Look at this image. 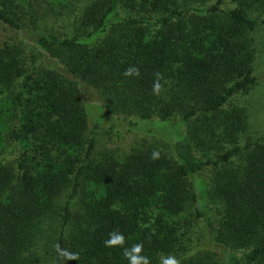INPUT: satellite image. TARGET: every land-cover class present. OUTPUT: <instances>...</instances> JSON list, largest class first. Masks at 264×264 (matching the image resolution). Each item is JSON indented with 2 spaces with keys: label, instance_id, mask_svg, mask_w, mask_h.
<instances>
[{
  "label": "trees",
  "instance_id": "16d2710c",
  "mask_svg": "<svg viewBox=\"0 0 264 264\" xmlns=\"http://www.w3.org/2000/svg\"><path fill=\"white\" fill-rule=\"evenodd\" d=\"M29 1L0 0V29L19 38L9 49L0 37V264L38 262L31 248L65 189L53 264H129L124 249L137 243L162 264L187 206L221 264H264V133L247 136L246 110L234 102L255 83L251 34L264 21L250 14L264 13V0H76L81 33L61 37L29 27ZM41 53L74 81L40 69ZM129 68L138 75L126 76ZM157 74L163 87L154 94ZM77 82L102 101L91 127ZM106 115L128 127L177 116L184 133L170 141L172 157L143 144L121 160L92 162ZM205 168L201 209L190 177ZM116 231L123 246L106 247ZM57 244L78 257H58Z\"/></svg>",
  "mask_w": 264,
  "mask_h": 264
},
{
  "label": "rangeland",
  "instance_id": "374dc122",
  "mask_svg": "<svg viewBox=\"0 0 264 264\" xmlns=\"http://www.w3.org/2000/svg\"><path fill=\"white\" fill-rule=\"evenodd\" d=\"M58 1V0H57ZM55 2L54 0H30L23 7L25 18L30 22L29 27L35 28V31L41 35L54 36H70L71 34H80L81 29L77 27L78 10L82 8L80 1L67 0L65 2ZM230 5L229 2L226 3ZM119 14L133 16L127 10L119 9ZM253 19L264 21V13L254 11L250 14ZM1 42L10 49L15 43H18V36L13 31L5 28L0 29ZM104 35L95 36L96 40L101 39ZM88 39L87 43L94 41ZM253 49V75L255 83L247 92L239 94L235 97L234 102L246 110L247 115V136L256 137L264 133V26L258 24L251 34ZM28 42V40H25ZM25 52V51H24ZM26 53V52H25ZM38 67L52 68L61 74L65 79L74 81L73 77L67 72L61 70L59 64L45 53H41ZM78 89V98L85 111L87 117V125L93 124L91 115H97L98 118L102 101L96 91L82 83H76ZM134 127H128L126 122L121 118L106 115L98 124L96 130V141L91 156V161L101 160L106 155H111L117 160H121L132 150L139 148L143 144L156 146L164 154L171 156L170 141L173 143L183 136V126L178 123V117L170 118V121L160 122L157 120H135ZM171 122V123H170ZM109 126H113L118 132L114 135L108 130ZM4 154V153H3ZM12 156L7 157V161L11 163ZM211 169L205 168L199 174L191 176L193 190L196 196V205L198 208L204 209L206 184L211 175ZM206 183V184H205ZM67 194V190L62 191V195L57 199L53 213H51L49 223L44 227V233L40 239L35 242L31 251L34 258L38 261L33 264H53L51 256V247L56 235V228L61 218V205ZM73 208H76L74 205ZM211 213L216 210L209 204ZM177 243L174 249L175 257L185 258L191 261L200 260L205 264H221L218 258L209 253L206 248L208 246L205 240L204 226L200 218H196L190 206L176 219ZM218 253V252H217ZM236 253H241L237 251ZM219 256V254H217ZM217 259V261H215ZM215 261V262H213Z\"/></svg>",
  "mask_w": 264,
  "mask_h": 264
},
{
  "label": "clouds",
  "instance_id": "9594fccd",
  "mask_svg": "<svg viewBox=\"0 0 264 264\" xmlns=\"http://www.w3.org/2000/svg\"><path fill=\"white\" fill-rule=\"evenodd\" d=\"M137 74L138 75V69L136 68H129L125 71V75H131V74ZM158 79L154 81L153 84V93L159 94V92L162 89V85L159 82V74H157ZM155 153L153 156L155 157ZM124 244V237L122 233L111 232L109 233V239L105 241L106 247H116V246H123ZM143 249L142 243H137L132 246V248L124 249V256L129 260V264H150V261L148 257L140 255ZM55 250L57 251L58 257L64 258V259H75L78 257L77 253L69 252L66 249H60L59 245L57 244L55 246ZM162 264H180V260L177 259L175 256L169 254L166 258L162 260Z\"/></svg>",
  "mask_w": 264,
  "mask_h": 264
}]
</instances>
